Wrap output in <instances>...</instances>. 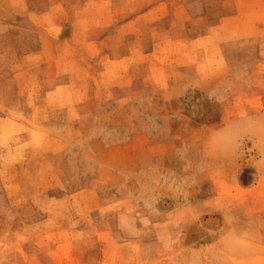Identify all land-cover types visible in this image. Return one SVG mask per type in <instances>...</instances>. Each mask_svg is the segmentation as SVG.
I'll list each match as a JSON object with an SVG mask.
<instances>
[{
  "label": "rangeland",
  "instance_id": "rangeland-1",
  "mask_svg": "<svg viewBox=\"0 0 264 264\" xmlns=\"http://www.w3.org/2000/svg\"><path fill=\"white\" fill-rule=\"evenodd\" d=\"M7 53L0 264H264V0H0Z\"/></svg>",
  "mask_w": 264,
  "mask_h": 264
},
{
  "label": "crops",
  "instance_id": "crops-1",
  "mask_svg": "<svg viewBox=\"0 0 264 264\" xmlns=\"http://www.w3.org/2000/svg\"><path fill=\"white\" fill-rule=\"evenodd\" d=\"M21 55H22V54H19L18 56H21ZM0 56H1L0 58H2L3 56H7V57H11V58H17V57H18V56L15 57V55H11L10 53H7L6 55H4V54H0ZM7 57H6V58H7Z\"/></svg>",
  "mask_w": 264,
  "mask_h": 264
},
{
  "label": "bare ground",
  "instance_id": "bare-ground-1",
  "mask_svg": "<svg viewBox=\"0 0 264 264\" xmlns=\"http://www.w3.org/2000/svg\"><path fill=\"white\" fill-rule=\"evenodd\" d=\"M208 219H209V218H208ZM208 219L206 220L207 222H208ZM209 222L212 223L213 225L216 223V221H215L213 218L210 219ZM210 223H209V224H210Z\"/></svg>",
  "mask_w": 264,
  "mask_h": 264
}]
</instances>
